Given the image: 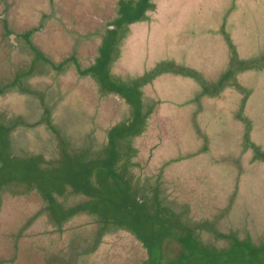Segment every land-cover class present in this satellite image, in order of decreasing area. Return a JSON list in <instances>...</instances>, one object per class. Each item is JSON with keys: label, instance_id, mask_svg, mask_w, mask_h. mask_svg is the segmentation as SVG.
<instances>
[{"label": "rangeland", "instance_id": "374dc122", "mask_svg": "<svg viewBox=\"0 0 264 264\" xmlns=\"http://www.w3.org/2000/svg\"><path fill=\"white\" fill-rule=\"evenodd\" d=\"M17 1L12 17L17 14L18 22L33 14L35 22L49 18L55 29L43 37L46 49L39 47L45 60L24 44L13 60L17 68L9 67L1 82L18 69V85L0 97V119L13 126L9 134L0 128V183L33 178L38 171L32 162L27 168L26 158L56 163L62 148L96 154L110 129L132 120L130 105L91 70L104 52L107 29L123 22L107 68L112 80L139 89L146 104L138 136L124 141L136 149L143 178L151 180L145 186L160 182L169 205L203 225L202 243L226 247L231 234L264 242V0H148L150 6L98 0L97 8L95 0H55V6ZM114 10L122 17L99 25V17ZM84 11L92 14L86 29L78 25ZM2 52L1 65L9 55ZM31 62L34 75L25 77ZM58 174L48 171L38 182L44 188L62 183ZM7 188L0 194V264L144 259L143 245L115 230L87 254L96 244L91 221H75L58 235L40 200L31 199L33 191L15 182ZM71 192L63 196L64 210L75 197Z\"/></svg>", "mask_w": 264, "mask_h": 264}, {"label": "trees", "instance_id": "16d2710c", "mask_svg": "<svg viewBox=\"0 0 264 264\" xmlns=\"http://www.w3.org/2000/svg\"><path fill=\"white\" fill-rule=\"evenodd\" d=\"M145 2L149 5L148 0ZM122 24L116 25L117 30H108L104 52L91 70L103 88L119 95L130 105L132 120L110 129L106 145L96 154L88 150L66 153L62 148V158L56 163L41 156L26 158L27 168L32 162L34 171L38 172L31 179L1 182L0 194H4L3 190H8L7 187L14 182L30 193L33 191L31 199L40 200L58 235H64L65 226L75 221H91V226L97 228L93 234L96 244L87 254H93L105 237L112 235V231H125L146 251L140 264H264V242L255 244L250 239L240 240L231 234L227 236L229 242L226 247L202 243L199 233L203 225H194L184 212L171 207L160 182L145 186L144 183L150 179L143 178L144 175L139 172L136 149L124 141L138 136L143 119L148 114L144 112L146 104L140 100L139 89L112 80L107 68L115 51L116 34ZM0 128L9 134V128L1 121ZM48 171L62 172V183L53 182L44 188L38 181L42 176L47 177ZM70 191L75 197L66 211L62 199ZM84 237L87 238V234Z\"/></svg>", "mask_w": 264, "mask_h": 264}, {"label": "flooded vegetation", "instance_id": "af4514ba", "mask_svg": "<svg viewBox=\"0 0 264 264\" xmlns=\"http://www.w3.org/2000/svg\"><path fill=\"white\" fill-rule=\"evenodd\" d=\"M48 1L50 5L53 3L55 6V0H48ZM18 3L19 1L17 0H0V53H3L2 52L3 50L6 51L7 53L9 52V55L6 54V59H7L6 62L3 63V65L0 64V97L5 95V93L8 91L7 90L8 88L14 90V87L18 85V77H19L18 69H16L15 72L13 73V76L15 78L12 76L13 79L12 80L10 79L4 85H2L1 82L2 80L5 81V78H7L6 75L9 67L10 70L12 66L17 68V64H13V60H15V57L17 58L18 55L22 52L23 50L22 47H24V44H26V47H29L28 50L30 51L31 56H36V58L38 57L41 60H45L44 51L42 48L39 49V47H41L43 44V48L46 49V44H48V42L43 41V37H46L51 30L55 29L53 24L50 25L51 21H49V18L45 19V17H42L40 21L35 22V19L33 18V14H31V18L28 16L25 20L23 21L21 20V22H18L17 14H15V16L12 17V13L14 11H16L17 13L19 10L16 7ZM98 3H100V1L95 0L94 2H92V5L96 6L97 8L96 4ZM84 4L87 5V3L85 2ZM54 10H56L55 7ZM29 11H26V13H28ZM59 11L60 13L62 12L61 7H59ZM100 11H102V9H100ZM116 14L117 13L114 10V12H111L110 14L105 13L104 15L100 16L98 20L99 25H105L109 23L111 21L110 17H113V15ZM118 16L119 18H121L120 11L117 14V17ZM91 17L92 14H88V12H85V14L83 15L84 20H80L78 22V25L81 26L82 24H84L82 28L86 29L85 27L88 25L89 22L88 18ZM59 18L62 19V15H60ZM117 22H119V19L117 20ZM112 26L116 28L114 30H117L118 27L115 24H113ZM108 30H112V29L109 28L107 29V33L105 34L104 38H106V36L108 35ZM104 38L102 41V46H103ZM95 63H97V61H95ZM34 69H35L34 62L29 63V65H27L28 71L24 76L28 77L29 75L30 76L34 75ZM0 121L2 122L1 119ZM6 127L9 128V133H10L13 126H6Z\"/></svg>", "mask_w": 264, "mask_h": 264}]
</instances>
